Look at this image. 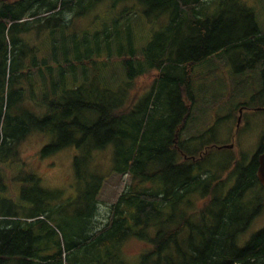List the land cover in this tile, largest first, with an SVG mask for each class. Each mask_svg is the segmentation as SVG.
<instances>
[{"label": "trees", "instance_id": "16d2710c", "mask_svg": "<svg viewBox=\"0 0 264 264\" xmlns=\"http://www.w3.org/2000/svg\"><path fill=\"white\" fill-rule=\"evenodd\" d=\"M123 1H131L128 12L139 2L170 16L142 57L135 47H115L121 14L92 33L72 28L78 14ZM206 7L207 0H0V167L19 159V144L37 130L53 138L44 155L78 149L74 167L85 183L75 201L79 230L69 231L57 220L61 204L43 196L39 179L19 184L28 203H0V264H111L131 239L149 243L143 264H264V227L238 243L264 209L257 156L238 162L216 189L212 171L200 165L194 172L179 153L186 151L178 138L194 105L196 67L222 53L231 62L235 52L244 67L264 64V29L246 2L234 0L215 17H205ZM114 52L126 73L120 82L107 72ZM150 69L157 71L150 90L131 103V84ZM109 145L114 172L131 174L133 183L99 226L93 218L105 178L94 159ZM9 187L0 177V192ZM195 193L206 199L193 212Z\"/></svg>", "mask_w": 264, "mask_h": 264}, {"label": "rangeland", "instance_id": "374dc122", "mask_svg": "<svg viewBox=\"0 0 264 264\" xmlns=\"http://www.w3.org/2000/svg\"><path fill=\"white\" fill-rule=\"evenodd\" d=\"M240 1L246 2L254 10L256 21L260 28L264 29V0ZM136 3L137 6L129 12L124 9V5L130 6L131 1H123L116 8H110V3L98 5L84 14H78L72 28L79 32L84 29L92 33L101 30L105 22H111L121 14V25H119L121 39L115 44V47L121 45L120 47L125 53L131 47H135L139 50L137 56L142 57L141 49L152 41L157 32L167 27L170 16L169 14H158L157 11H148L141 3ZM233 4L234 0H207L205 11L207 15L205 17L218 16L223 9H231ZM85 8L81 7L80 11H85ZM229 14L231 13H226V16ZM228 18L233 19V14ZM41 33L42 35H39L38 32L33 34L44 39L46 34L45 32ZM41 42L42 39L36 43L40 45ZM232 57L230 62L226 53L218 54L196 67L199 77L194 85V105L178 138L188 152H194L202 145H212L208 158L202 162V168L213 172L210 178H214V174L217 173V182L219 183L222 181L224 183L230 177L232 164L237 157H240V153L250 162L260 149L264 139V111L246 112L243 115L244 120L241 121V130L235 133L239 106L243 103L255 106L264 104V64L259 62L256 66L247 68L244 67L245 64L239 59V56L237 57V52ZM117 58L118 55L114 52L107 61L106 67L108 74H113L120 82L126 79V73ZM156 76L157 71L150 69L135 79L131 84L129 101L134 104L143 98L150 90ZM232 138H234L235 146L229 148L226 145L232 144ZM52 139L50 133L33 131L19 144L21 157L19 159L11 158L5 162L3 167H0V177L4 179L6 185L10 186L0 192V203L27 204V200L20 196L19 184L24 183L31 187L35 184L36 179H39L37 181L39 187L46 192V194L43 193V196L50 202L61 204L57 217L58 222L62 226L65 225L64 228H67L68 231L71 228L79 230V217L75 201L80 194L84 193L85 183L74 167V155L78 153V149L67 147L53 154H42L41 149ZM114 155L113 145L95 152V167L105 178L98 197L96 215L93 218L99 226L104 224L111 205L118 200L127 186L133 183L131 174L114 172ZM232 180L233 178L226 183L224 187L226 191L235 184ZM213 181L215 182V179ZM212 184L214 186V183ZM256 192L264 196V191L260 187L256 188ZM31 194L39 196L40 192L33 189ZM247 195L250 197L251 191ZM189 198H193L192 201H194V205L189 207L193 212L199 211L206 199H201L199 193H195ZM70 201L74 203L70 204ZM184 207L188 208L187 205ZM263 227L264 209L256 215L247 230L239 236V245L244 246L246 241ZM149 248V243L147 244L145 241L128 240L124 244L121 257L113 259L111 264H143L144 255Z\"/></svg>", "mask_w": 264, "mask_h": 264}, {"label": "flooded vegetation", "instance_id": "af4514ba", "mask_svg": "<svg viewBox=\"0 0 264 264\" xmlns=\"http://www.w3.org/2000/svg\"><path fill=\"white\" fill-rule=\"evenodd\" d=\"M262 106L263 105H261V106H255V105L249 104V103H243V105H240L239 108H238L239 115H238V118H237L236 132L235 133H238L241 130V128H242L241 121L244 120L243 115L246 114V112H248V111H252V112H254V111H263L262 109H260V107H262ZM239 118H240V121L238 122V119ZM183 122L184 123L186 122V119L185 118L183 119ZM232 139H233V141H232V144H230L229 148H234V146H235V144H234V138H232ZM263 140H262V144H261L260 149L253 156V157L257 156V160L259 159V155L263 151ZM176 142H178V141L176 140ZM211 147H212V145H209V144L208 145H202L199 149L195 150L194 152H188V151H185V150H179L180 151L179 153L181 154L183 160L187 164V167H189L192 164V165L195 166L194 169H193L194 172H197V168L200 167V165H202V162L205 161L208 158L209 150H210ZM248 161L240 153V157H237V159L234 160V162L232 164L233 166L231 167L230 170L235 169L236 164L238 162L239 163H243V164H247ZM230 164H231V162H230ZM212 175H213V173H212ZM213 177L214 178H210V177L209 178L211 179V182L214 183V188L217 189V173H215ZM214 179H215V182L213 181ZM235 181H236V178L233 177L232 182L235 183Z\"/></svg>", "mask_w": 264, "mask_h": 264}, {"label": "water", "instance_id": "95a60500", "mask_svg": "<svg viewBox=\"0 0 264 264\" xmlns=\"http://www.w3.org/2000/svg\"><path fill=\"white\" fill-rule=\"evenodd\" d=\"M260 109L264 111V105L260 107ZM239 121H240V118L238 119V122ZM226 146L229 147L230 145H226ZM257 177L262 187L264 188V140H263V151L259 155V159H258Z\"/></svg>", "mask_w": 264, "mask_h": 264}]
</instances>
